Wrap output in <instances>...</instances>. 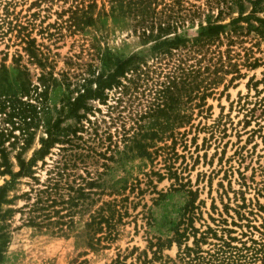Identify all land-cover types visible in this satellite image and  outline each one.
<instances>
[{
	"label": "rangeland",
	"instance_id": "rangeland-1",
	"mask_svg": "<svg viewBox=\"0 0 264 264\" xmlns=\"http://www.w3.org/2000/svg\"><path fill=\"white\" fill-rule=\"evenodd\" d=\"M93 1L95 12L103 9L106 15L99 19L101 24L98 22L95 31L90 28L84 33H72L61 14L68 5L66 1L0 0V100L13 92V78L25 81L37 88V94L45 95L44 101L35 102L33 94L21 97L17 93L16 97L38 106L36 110L46 107L54 119L62 100V74L74 68V64H79V68L94 64L96 45L119 58L147 51L148 46L142 47L131 34L130 21L109 12L108 0ZM185 1L201 6L204 3V0ZM231 1L234 3L223 9V23L239 12L242 16L250 14L251 0ZM256 8L248 21L254 29H245L241 43L223 52L221 71L215 73L216 83L207 91L203 87L212 78L208 73L215 70L201 63L205 69L199 78L203 81H197L199 93L191 91L189 99L187 94L176 96V81L169 83L171 90L162 99L158 85L164 79L148 74L139 89L129 90V95L122 99L125 104L120 108L121 119L114 124L109 122L105 105L86 103L92 110H99L92 116L104 119L112 135L110 143L98 147L101 156L87 170L99 176L103 184L102 201L126 197L127 217L122 220L125 225L118 227L120 235L109 249L91 252L83 248L76 237L83 231L80 222L67 236L60 237L25 227L19 216L14 215L1 264H109L116 255L119 260L125 257L123 264H140L143 254L147 260L152 257L154 247L149 250V243L168 239L182 243L187 238L186 244L190 246L192 236L198 238L203 232L246 245L249 240H264V0ZM241 25L246 28V24ZM185 27L177 32L192 36L195 28ZM256 28L259 33L254 31ZM25 39L34 41L35 60L24 52ZM220 50L224 51V47ZM147 65L150 72L157 66L150 60ZM112 93L108 94L106 105L111 104ZM202 95L205 97L199 101ZM156 107L162 108V112L155 118L152 114ZM177 113L190 115L188 123L177 126L174 119ZM7 114V109L0 111V131H10V122L16 128V120ZM70 123L68 120L62 125ZM155 129L156 139L149 137ZM123 130L127 133V147L137 140L148 146L145 156L127 151V158L115 161L114 146L121 150ZM42 132L40 127L33 132L31 146L22 158L28 159L38 148ZM12 134L18 135V130ZM44 161L48 163V158ZM37 173L42 180L44 171ZM156 174L161 176L160 180ZM17 189L26 190L25 186ZM114 191L120 196H115ZM16 204L20 206L21 202ZM207 238L206 244L201 245L203 251L210 248L207 243H216L209 234ZM174 242L168 249H162L160 261L151 264H182L175 259ZM231 245L239 246L238 242Z\"/></svg>",
	"mask_w": 264,
	"mask_h": 264
},
{
	"label": "trees",
	"instance_id": "trees-1",
	"mask_svg": "<svg viewBox=\"0 0 264 264\" xmlns=\"http://www.w3.org/2000/svg\"><path fill=\"white\" fill-rule=\"evenodd\" d=\"M63 1L68 2L67 7L61 10L62 16H65L63 22L72 33H84L90 28L95 31L99 19L106 16L103 9L95 12L93 0ZM260 1H249V15L242 16L239 12L238 16L223 23V9H228L227 5L234 1L204 0L201 6L185 0H108L109 12L126 17L130 21L131 34L137 37L142 47L148 46V49L119 58L107 48L96 45L94 64H87L85 68L74 64L76 68L62 74V100L54 119L46 107L36 110L38 106L20 101V96L16 97L17 93L21 97L29 94L32 97L33 94L35 102L37 99L44 101L42 92L37 94L35 86L12 79L13 92L8 98L0 100V111L7 109V116L17 123L15 128L14 122H10V131H0V264L9 241V224L14 215L19 216V221L25 227L60 237L67 236L80 222L83 231L76 237L83 248L91 252L109 249L120 235L118 227L125 225L122 220L127 217L126 197L102 201L103 184L98 180L99 176L87 170V166H92L101 156L98 147L104 142L110 143L112 135L104 119L97 120L92 116L93 112L99 113V110H92L86 103L105 105L109 122L114 124L121 119L120 108L125 104L122 99L129 95V90L139 89L148 74L164 79L165 82L158 85L162 99H166V94L171 90L169 83L173 84L174 81L176 96L180 98L181 94H187L189 99L191 91L199 93L200 84L197 81H203L199 77L205 69L200 66L201 63L215 70L208 73L212 78L207 87H203V91H207L216 83L215 73L221 71L223 52L241 43L245 29H254L248 21ZM253 21L263 23L262 20ZM242 23L246 24V28ZM183 27L186 30L194 27V34L188 36L184 31L177 32ZM25 43V54L35 60L37 51L33 47L34 41L25 39ZM222 46L224 51L220 50ZM148 60L157 65L155 71H148ZM111 91L112 102L106 105ZM72 93L75 96L71 98ZM203 96L198 100L202 101ZM156 109L152 114L155 118L161 116L162 112V108ZM88 115L93 119L89 120ZM174 119L180 126L188 123L190 115L177 113ZM68 120L72 123L62 125ZM38 127L43 131L38 138V148L28 159H24L22 154L30 148L31 136ZM15 129L18 135L12 134ZM157 133L158 130H152L149 137L156 139ZM180 137H184V134ZM120 139L121 150L115 145L113 152L117 163L127 158V151H135L138 157L147 154L145 149L148 146L138 140L132 141V145L127 147V133L124 130ZM12 151H15L13 156L10 155ZM46 157L48 163L44 161ZM40 171H44L42 180L37 173ZM79 171H82L81 174ZM156 175L160 180L161 176ZM20 186H25L26 190L17 189ZM114 192L115 196H120L118 191ZM18 201L21 202L20 206L16 204ZM208 234L216 243H207L210 248L203 251L201 245L206 244ZM260 241L249 240L246 245L233 238H216L213 233L203 232L198 238L192 236L190 246L186 244L187 238L182 243L172 239L149 243V250L154 247L150 252L152 257L147 260L143 254L140 264L160 261L162 249H168L172 242L177 248L175 259L182 264H264L263 238ZM232 242H238L239 246L231 245ZM124 260L125 257L119 260V255H116L109 264H123Z\"/></svg>",
	"mask_w": 264,
	"mask_h": 264
}]
</instances>
